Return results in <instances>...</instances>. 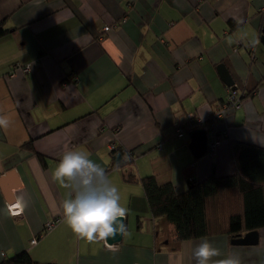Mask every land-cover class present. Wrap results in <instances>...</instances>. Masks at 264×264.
Listing matches in <instances>:
<instances>
[{
  "label": "crops",
  "instance_id": "crops-1",
  "mask_svg": "<svg viewBox=\"0 0 264 264\" xmlns=\"http://www.w3.org/2000/svg\"><path fill=\"white\" fill-rule=\"evenodd\" d=\"M263 25L264 0H0V258L25 249L40 263L196 264L208 239L220 250L210 264H264V227L256 243H232L228 216L215 214L212 234L179 239L125 176L153 175L179 194L189 178L235 175L234 144L264 148ZM219 63L242 102L215 122L220 141L209 151L207 125L185 124L207 119L232 89ZM194 128L206 131L201 156L189 148ZM73 149L120 190L128 211L116 243L80 239L64 222L74 193L53 171ZM220 196L210 205L234 204Z\"/></svg>",
  "mask_w": 264,
  "mask_h": 264
},
{
  "label": "trees",
  "instance_id": "trees-1",
  "mask_svg": "<svg viewBox=\"0 0 264 264\" xmlns=\"http://www.w3.org/2000/svg\"><path fill=\"white\" fill-rule=\"evenodd\" d=\"M2 30L0 27V33ZM24 145L31 149V140ZM233 155L238 169L235 175L224 178L212 175L198 182L191 180L187 190L179 194L171 182L159 184L153 175L137 177L133 171H127L125 176L128 180L141 182L152 215L171 222L179 239L212 234L221 225L215 214L222 216V219L228 216L227 231L231 237H235L245 231L264 227V148L234 144ZM123 162L130 163V160L123 159ZM221 192L234 204L231 205L228 199L226 205H210L215 198L220 199ZM0 264L56 263H40L23 249L10 256L2 254Z\"/></svg>",
  "mask_w": 264,
  "mask_h": 264
},
{
  "label": "clouds",
  "instance_id": "clouds-1",
  "mask_svg": "<svg viewBox=\"0 0 264 264\" xmlns=\"http://www.w3.org/2000/svg\"><path fill=\"white\" fill-rule=\"evenodd\" d=\"M7 125L8 120L0 117V126ZM53 176L73 190L74 194L62 202V211L65 224L75 236L92 242L125 233L124 217L128 209L121 202L120 190L111 182L105 168L93 161L87 152L66 151ZM193 255L196 264H210L213 257L220 255V250L208 239H202ZM220 264H239V261L228 258Z\"/></svg>",
  "mask_w": 264,
  "mask_h": 264
},
{
  "label": "water",
  "instance_id": "water-1",
  "mask_svg": "<svg viewBox=\"0 0 264 264\" xmlns=\"http://www.w3.org/2000/svg\"><path fill=\"white\" fill-rule=\"evenodd\" d=\"M261 42L264 44V25L262 27L261 36H260ZM217 71L221 77V79L230 86V88L234 89L236 88L234 84V80L231 77V75L228 73V70L226 69L225 65L223 63H219L217 65ZM190 141H189V148L191 149V152L195 156H201L206 151L207 146V136L206 131L204 128H194L192 130H189L188 132ZM114 161L118 162L121 159L120 153H115L113 156ZM3 181V180H2ZM17 184H10L6 185L3 189V192L9 193L11 188H15ZM11 200V199H10ZM9 201V200H8ZM257 230H249L244 232L242 235H238L231 238L232 243L237 244H252L257 242ZM121 235L116 236L115 238L106 239V242L109 244L116 243L120 240Z\"/></svg>",
  "mask_w": 264,
  "mask_h": 264
},
{
  "label": "built area",
  "instance_id": "built-area-1",
  "mask_svg": "<svg viewBox=\"0 0 264 264\" xmlns=\"http://www.w3.org/2000/svg\"><path fill=\"white\" fill-rule=\"evenodd\" d=\"M108 28H109L108 26L104 27L105 30H108ZM241 102L242 101L240 99V96L237 94V91L235 89H229L227 91L225 98H224L223 104L219 108H217L216 110L211 111L210 115H209V117H207V119H203L201 117H199V118L189 117L185 126H191L192 124H199L201 126L207 125L208 130H209V151H212L220 141L218 135H216L214 133V131H215L214 128L216 125L215 122L225 115V112L227 109L237 108L238 106H240ZM178 134L179 135L182 134L181 129H178ZM110 148L112 149L113 145H110ZM188 180L191 181V178H189ZM50 225H51L50 222L46 223L47 227H50ZM35 240H36L35 238H32L31 242H35Z\"/></svg>",
  "mask_w": 264,
  "mask_h": 264
}]
</instances>
